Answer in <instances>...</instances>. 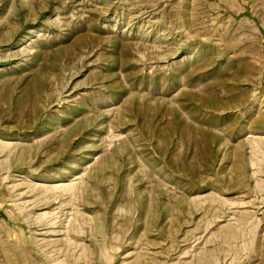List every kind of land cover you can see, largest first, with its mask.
<instances>
[{
	"label": "rangeland",
	"instance_id": "rangeland-1",
	"mask_svg": "<svg viewBox=\"0 0 264 264\" xmlns=\"http://www.w3.org/2000/svg\"><path fill=\"white\" fill-rule=\"evenodd\" d=\"M0 264H264V0H0Z\"/></svg>",
	"mask_w": 264,
	"mask_h": 264
}]
</instances>
